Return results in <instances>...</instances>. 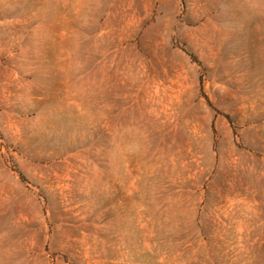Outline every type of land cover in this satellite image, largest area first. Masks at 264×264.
Returning <instances> with one entry per match:
<instances>
[{
	"label": "rangeland",
	"instance_id": "obj_1",
	"mask_svg": "<svg viewBox=\"0 0 264 264\" xmlns=\"http://www.w3.org/2000/svg\"><path fill=\"white\" fill-rule=\"evenodd\" d=\"M0 264H264V0H0Z\"/></svg>",
	"mask_w": 264,
	"mask_h": 264
}]
</instances>
